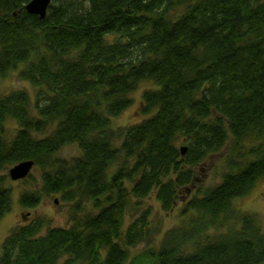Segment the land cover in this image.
Here are the masks:
<instances>
[{"label": "trees", "instance_id": "1", "mask_svg": "<svg viewBox=\"0 0 264 264\" xmlns=\"http://www.w3.org/2000/svg\"><path fill=\"white\" fill-rule=\"evenodd\" d=\"M29 1L0 0V77L17 70L37 89L34 104L23 89L0 96V171L33 160L41 193L19 203L59 194L75 212L43 234L42 218L15 226L0 264H264L253 215L221 230L233 201L264 178V0H51L44 17ZM145 80L155 84L142 93L147 117L114 127ZM230 137V170L183 200L179 225L161 233L149 208L128 220L154 190L172 210ZM70 144L80 154L60 156ZM4 179L0 220L13 203Z\"/></svg>", "mask_w": 264, "mask_h": 264}, {"label": "rangeland", "instance_id": "2", "mask_svg": "<svg viewBox=\"0 0 264 264\" xmlns=\"http://www.w3.org/2000/svg\"><path fill=\"white\" fill-rule=\"evenodd\" d=\"M22 65H20L21 67ZM155 84L150 80L141 81L137 88L131 93L132 104L124 110L120 115L112 119L114 127L129 126L140 122L147 117L141 112L142 93L144 90L153 88ZM26 90L30 93L32 104L35 102L37 89L30 82L22 80L18 76L17 70H12L5 77H0V96L14 90ZM6 134L12 135L16 130L17 123L13 119L6 120ZM232 138L228 140L226 146L219 152L211 155L201 165L195 169V179L186 191H179L178 201L170 211L162 209L160 202L156 198L154 190L150 195L142 200V208H130L128 220L137 216L145 208L151 209L150 220L152 224L156 221L160 223L161 233L179 225L185 216L182 215L181 209L184 206L183 200L188 198L190 194L199 193L209 186L217 184L221 181L222 175L230 170L227 162L228 152L230 151ZM182 148L187 144L178 142ZM60 156L64 158L76 157L80 154L77 145L70 144L62 148ZM14 166V165H13ZM9 168L0 171V177L4 176V184L12 190V208L0 220V254L2 252V243L10 231L17 225L28 223L35 218L46 220V225L43 226L41 234L45 233L48 227H68L71 225V218L74 215L75 208L73 201H64L59 194H42L40 203L33 208L23 207L19 201V196L24 192H40L41 193V175L39 169L34 166L30 171V176L23 179L13 180L9 176ZM28 174V175H29ZM264 178L256 182L254 187L246 195L237 198L233 201V211L236 215L232 218L225 219V224L221 230H226L231 226H240L239 214L253 215L261 230L264 232ZM82 208L77 213L84 214L91 209V206L86 203H81ZM132 212V213H131ZM220 219L221 221H223ZM216 230V229H215ZM216 231L212 230L211 233ZM160 236V235H159ZM149 243L142 242L138 247L130 248V256L135 255Z\"/></svg>", "mask_w": 264, "mask_h": 264}, {"label": "water", "instance_id": "3", "mask_svg": "<svg viewBox=\"0 0 264 264\" xmlns=\"http://www.w3.org/2000/svg\"><path fill=\"white\" fill-rule=\"evenodd\" d=\"M51 0H30L26 5V10L31 14L44 17ZM186 146L181 148V153L185 154ZM34 167L33 160L21 161L9 169V176L13 180L23 179L28 176L31 169Z\"/></svg>", "mask_w": 264, "mask_h": 264}, {"label": "snow or ice", "instance_id": "4", "mask_svg": "<svg viewBox=\"0 0 264 264\" xmlns=\"http://www.w3.org/2000/svg\"><path fill=\"white\" fill-rule=\"evenodd\" d=\"M262 190H264V189H262Z\"/></svg>", "mask_w": 264, "mask_h": 264}]
</instances>
